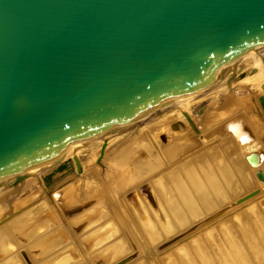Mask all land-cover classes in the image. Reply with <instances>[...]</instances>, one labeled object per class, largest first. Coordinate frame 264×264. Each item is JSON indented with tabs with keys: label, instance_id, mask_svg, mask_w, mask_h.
<instances>
[{
	"label": "water",
	"instance_id": "water-1",
	"mask_svg": "<svg viewBox=\"0 0 264 264\" xmlns=\"http://www.w3.org/2000/svg\"><path fill=\"white\" fill-rule=\"evenodd\" d=\"M263 53L264 0H0V181H19L69 143L241 79ZM246 159L256 163L253 153ZM255 176L264 181L263 171Z\"/></svg>",
	"mask_w": 264,
	"mask_h": 264
},
{
	"label": "rangeland",
	"instance_id": "rangeland-1",
	"mask_svg": "<svg viewBox=\"0 0 264 264\" xmlns=\"http://www.w3.org/2000/svg\"><path fill=\"white\" fill-rule=\"evenodd\" d=\"M249 72L244 73L242 77L249 74ZM239 80L240 79L233 78L222 85L207 88L203 92L208 94H206L204 97L202 96V98L197 100V103L195 102L189 106V116L192 118L194 117L195 119L197 118L199 120V123L203 125L204 129L202 132H204L206 128V131L203 133V135H201L202 133H200V131V135L196 137V134H194L193 130L190 128V125L187 123L184 117L183 119L181 118V120H183L184 126H186V130L184 129L180 131L181 133L175 135L174 131H172L169 127V135L167 132V134L164 135L167 142L165 143L158 136V129L160 127V124H164L165 121L166 125L164 128L165 131H168L167 125L169 121L167 119L164 121L163 119L160 120L162 116H164V113L166 111L151 113V115H148L144 119H141L142 121L139 120L138 122H134V127L132 126V128L121 131V133L118 134V137L111 140L110 142L108 141V143L105 145L103 154L98 161H96V157L98 156L99 152V142L93 143L94 147L92 145H89L78 148L80 151L78 150L76 155L81 164V172L83 173H77L75 171V167L70 154L63 157L55 164L47 167L43 171L38 172L36 177L27 174V177H24L21 181H17L16 184H8L7 186L1 188L0 193L6 189V193L8 192L5 197L3 196V199L5 201L2 200L0 194V220L2 219L0 221V227L5 226L1 227V229L6 228V226L8 227V225H10L11 223V219H14V216L21 210L28 208L29 206H33L34 204H37L39 202H42L43 204H45L44 206H46L43 209L44 211H41V216L45 215L46 217H44L43 219L46 220V218H48L51 223L53 222V225L49 223L52 225V228L47 229L32 240H30L31 236L28 234L24 243L16 244L12 242L13 235L11 233L12 236L10 235L9 238L12 237V239L8 241V244H6L7 247L4 248L6 252L1 251L0 253V264H36L37 262H39L35 257H33L34 253H32V251H30L25 245L29 244L30 242L50 230L51 231L47 233V236L59 239L60 241L65 243L64 246L74 243V241H78V236L80 234L74 231V225L68 223L70 224V226H68L67 224H64V222L67 221L66 219H69L71 215H76V211L80 210V208L83 207V202L81 201H84L82 198L84 191H82L83 189L81 187H83L84 180H88L89 186L102 185L106 189L109 195V199H112L113 202L107 203V206L104 202H102L101 204L108 207V209L106 210L109 214V218L113 216L119 220V216L117 217L119 208L122 216L124 217L126 223L130 228L132 235L134 236L136 242L142 250L140 252V249H137V247L133 246L132 251L130 246H128L125 237L121 234L120 239L124 241L127 248L132 252H130L129 255H126L128 254L127 252L126 254H124L126 255V259H123L124 257L122 259H118L120 262L119 264H164L161 260L162 257L167 254L170 255L174 250L184 247V245L194 241L197 235H200L201 231L202 233L207 229L209 231L210 228L218 227V225L226 224V222L228 223V227L226 231L223 232V234L225 233L224 239L231 252L234 254V257L238 259H236L238 264H264L263 241L260 238L259 231H256L254 229L255 227H252L250 221L251 218L246 213L248 212V209L255 207L256 205L258 206L260 203H264V190H262L259 195L244 202L243 204H238L234 207L231 206L235 204L242 196L246 195V193L260 188V184L255 178L251 168L246 163L243 155H241L232 136H225L227 134V126H224V123L230 122L229 124H231L235 121V119L239 118L240 121L242 120L245 122L246 127L249 128L251 133H253L256 141L258 140L259 143L263 144L262 146H264V114L257 102V96L263 94V90L259 87V84L264 81V78L259 82L258 85L255 83H240ZM223 85H225V87ZM220 87H224L225 89H219ZM172 108H176V106H173ZM157 118L160 119L157 120ZM176 120L178 121L180 119L174 120V126H172V128L174 127L173 129L178 130L180 126L176 128V126H178L177 122H175ZM140 126H143L142 129H138ZM217 130L220 132H218ZM224 131H226V134H224ZM117 133L118 132H116L115 134ZM144 135L148 137V140H150L152 144L153 142L155 143V154L159 155L161 157V160L162 157H164L166 160H164V164L162 162L163 165H161L162 167L160 166L161 169L154 173H149V175L145 172L147 170H139V168L143 165V161H146L148 158L147 151L144 148L136 146L139 140L144 142V140L142 139ZM150 135H153V137H151ZM133 136L140 137L138 139L135 138L134 143L136 145L132 142L131 138ZM154 136H158L157 139H155L156 137ZM219 136L224 137V139H219ZM183 142L185 144H183ZM221 143H224V145L227 146L231 151V161L232 159H234L236 164L240 166L243 174H245L246 180H248L249 182V186L244 188H241V186H239L240 190H242V192L239 193L240 196L237 195L239 197L235 196L230 200H226L220 206L207 213L205 217L197 220L196 224L193 223L190 227H187L186 229H183L178 233H171L165 239H161L155 231L156 224L153 218L154 212H151L153 214L148 213V208L150 207L145 200V195L139 191V188L141 187L140 185L142 184L143 186V184H146L151 187V180H153L156 175L158 176L162 172H164L165 168L171 169L172 164H174L173 162L175 160L178 161L177 157L182 153L181 151H183L184 153L182 154V157H186H184V161L180 160L178 164L175 165H179L180 163L185 162L186 159L187 161H189V158L192 157V155H195V153L199 152V150H212L215 149L214 147H216V149H219V145ZM156 144L158 146H156ZM173 149L176 150V157L167 158V151ZM169 169H167L166 171H168ZM179 171L182 174L184 173L183 169L181 171L179 168ZM254 184L255 186H252ZM8 189L10 191H8ZM70 194L73 195V199L71 201L69 200L70 197L68 196ZM130 194H133V196L137 198L139 203H146L147 209L146 207H144L145 209H142L143 204L141 205L140 209L137 207L135 208L131 200L128 199V196H131ZM97 202L98 201L95 200V202H91L89 205H95ZM65 204L72 209L71 211L66 212L67 214L63 213ZM115 204L118 207H115ZM19 208L21 209L13 213L12 216L4 218L9 213ZM223 210L225 211L220 213L221 215L219 214V216L214 220L205 225H201V227L199 228H195V225H197L198 223L202 222L206 218L218 214ZM242 215H244V218L242 217ZM246 215L248 216V218L245 217ZM239 216L242 217V221L237 220ZM8 219L10 220L8 221ZM43 219H36L35 221H31L30 224H26L25 227L12 229L15 231V233L18 232L19 234V232H21L20 229L24 230L25 228V230L29 233V229L34 227L36 223L42 224ZM149 220L152 221V225H154L153 229ZM205 226L208 228H205ZM120 228L123 231L127 230L124 223L121 224ZM172 240H174L173 243L171 242ZM250 242L252 243L250 244ZM254 251L256 253H254ZM258 255H260L263 262H259ZM173 257L175 256L173 255ZM243 257H246V262H240ZM83 264H87L86 261H84ZM169 264L180 263L176 258H174V261L172 260V262Z\"/></svg>",
	"mask_w": 264,
	"mask_h": 264
},
{
	"label": "bare ground",
	"instance_id": "bare-ground-1",
	"mask_svg": "<svg viewBox=\"0 0 264 264\" xmlns=\"http://www.w3.org/2000/svg\"><path fill=\"white\" fill-rule=\"evenodd\" d=\"M263 78H264V53L259 56L257 65L254 67V71L252 72L250 70L249 74L242 77L239 80V82L247 83V84L255 83L258 85ZM226 82L203 88L199 91H196L194 93L188 94L184 97L175 100L171 106V109L168 108L169 110H165L166 112L164 113V116H162L161 119L157 118V120L163 119L164 121L167 119L169 121L167 125L168 131H165L164 128L166 125L165 121L164 124H160V127L158 129L159 131L157 130L159 132L158 136L162 139V141L167 143L164 135L169 132V127L171 128L172 131H174L175 135L181 133L180 131L184 129L186 130V126H184V122L183 120H181V118L182 119L184 118L182 112L187 113V115L189 116L188 114L189 106L195 103L200 98H202V96L204 97L206 94H208V93H204L203 92L204 90H206L207 88L222 85ZM223 86L225 87V85ZM224 87H220L219 89H225ZM173 106H176V108H172ZM148 115H151V113L133 119L128 123L122 124L118 127H114L112 128V130L105 131L94 138L83 140L78 143H69L67 145V149L65 152L61 154H57L58 150H55L54 152H52L53 155L52 161H50L46 165L37 166L33 169L28 170L27 172H25L26 175L24 177H27V174L36 177L38 172H41L47 167L55 164L63 157L68 156L70 154L71 156L76 155V153L79 150L78 148H82L89 145L93 146V143H97V142L101 144L104 141L105 144H107L108 141L110 142L111 140L118 137L119 136L118 134L121 133V131L132 128L134 122L136 121L138 122L139 120L144 119ZM189 118L191 119L194 126L193 128L190 126V128L192 130L194 129L193 132L194 134H196V137L199 136L200 133H202L201 135H203V133L206 131V128L205 131L202 132L204 129H203V125L199 123V120L197 118L195 119L194 117L192 118L190 116ZM175 119H180L178 121L177 120L175 121L177 122L178 125L176 126V128L180 126L178 130L173 129L174 127L172 128V126L170 125L172 124L171 122L174 123ZM229 123L230 122L224 123V126H227V134L226 131H224L225 132L224 134H226L225 136L227 135L232 136V138L237 144V147L241 155H243L246 163L251 168L254 176L256 170L263 171L264 173V150H262L264 149V146H262L263 144H260L258 140L256 141V138L254 137L253 133H251L249 128L246 127L244 121L242 120L240 121V119L237 118L233 123L231 124ZM142 127L143 126H140L138 129H142ZM116 132L118 133L115 134ZM241 134L248 137L247 141L241 142L238 139V137ZM153 135L150 136L153 137ZM157 137L155 139H157ZM135 138L138 139L140 137L133 136L131 138L133 143ZM218 138L221 140L224 139V137L222 136H219ZM142 139L144 140V142L139 140L137 142L138 143L137 145L135 143L134 144L137 147L144 148L148 153V158L146 161H143V165L139 168V170L141 171L147 170L145 172L148 173L149 175V173H154L159 169H161L160 166L164 164L165 158L162 157L161 160V157L155 154L156 152L154 151L155 150L154 148H156L154 147L155 143L153 142L152 144V142L148 140L147 136L144 135ZM183 144L185 143L183 142ZM156 146L158 145L156 144ZM214 148L215 149L212 150L209 149L208 150L204 149V151L199 150V152L195 153V155H192V157L189 158L190 159L189 161H187L186 159L185 162L180 163L179 165H175L178 164L180 160L184 161L183 159L184 157H186V156L182 157V154L184 153L183 151H181L182 153L179 154V156L177 157L178 161L175 160L176 162L175 161L173 162L174 164H172V168L170 167L171 169L165 168L164 172H162L158 176L156 175L155 178L151 180V184H152L151 187L146 184H143V186L142 184L140 185L141 187L139 188V191L145 195L146 202L148 203L149 207L153 209L152 210L148 208V213L154 212V214L153 213L151 214H153V218L156 224L155 231L157 232V234L161 239H165L171 233L174 232L178 233L179 231L186 229L187 227H190L193 223L196 224L197 220L205 217L207 213L211 212L213 209L220 206L226 200H230L235 196L239 197L240 196L239 193L242 192L239 186H241V188L249 186L248 184L249 182L248 180H246L245 174H243L240 166L236 164L234 159H232L231 161L232 157H230L231 151L229 150V148L225 146L224 143H221L219 145V149H216V147ZM175 153L176 150L173 149L167 151L166 156L167 158L168 157L173 158L176 157ZM251 153L255 155L256 163H250L246 159V156ZM191 159L193 162L191 161ZM179 168L181 171L183 169L184 171L183 174L179 171ZM167 169L169 170L166 171ZM255 178L257 179L256 176ZM22 179H20L19 181H21ZM13 181L14 179L12 178H7L5 180L0 181V189L7 186L8 184L14 185L17 183V182L14 183ZM257 181L260 184V188L253 190L255 191L254 194H251L250 196L237 201L235 204L231 206L234 207L237 206L238 204H243L244 202L259 195L262 192V190H264V181H261L259 179H257ZM252 186H255V184ZM81 188L83 189L82 191H84L82 196L84 201H81L83 202L82 205L83 207L80 208V210L76 211L77 212L76 215H71L69 219H66L67 220L65 221L66 223L64 222V224H67L68 226H70V224L74 225V231L80 234L78 236L79 240L64 246L65 243L60 241L59 239L53 238L51 236H47V233L50 232L51 230L44 233L43 235L36 238L29 244L25 245L30 251H32V253H34L33 257H35L37 261H39L36 264H83L84 261H86L87 264H95V263L119 264L120 262L118 259H122L123 257H124L123 259H126V255H129L130 252L133 251V246L137 247V249H140L138 243L136 242L134 236L130 231L128 224L126 223L124 217L122 216L119 208L117 213V217L119 216V220L113 216L109 218V214L107 213L106 210L108 209V207L106 206L107 203L113 201L112 199H109L108 197L109 195L106 189L102 185L89 186L88 180L83 181V187ZM6 191L7 189L0 193L2 200H4L3 198L8 193V192L6 193ZM8 191L10 190L8 189ZM68 196L70 197L69 200L71 201L73 199V195L70 194ZM128 199L131 200L135 208L137 207L140 209L141 205L143 204L142 209H145L144 207H146L147 209L146 203L145 204L144 203L141 204V202L139 203L137 198L134 197L133 194L131 196H128ZM95 200L98 201L95 205L94 204L89 205L91 202H95ZM102 202H104L106 206H103L101 204ZM44 205L45 204H43L42 202H39L37 204H34L33 206H29L28 208H25L21 210L19 213H17L14 216V219L13 218L11 219V223L10 225H8V227L6 226V228H2V229L1 227H5V226L0 227L1 229L0 253L1 251L3 252L5 251L4 248L7 247L6 244H8V241L12 239V237L9 238L11 233L13 235L12 242L18 244V243H24L28 234L31 236L30 240H32L42 232L46 231L49 228H52L53 222L51 223L48 220V218H46V220L43 219L44 217H46L45 215L44 216L42 215L43 217L41 216L42 213L41 211H44L43 209L46 207ZM115 207L118 206L115 204ZM64 208L65 209H63V213L65 214H67L66 212L72 210L66 204L64 205ZM224 211L225 210L209 218L206 219L204 218L205 220H203L200 223L197 222L198 224L195 225V228H199L201 227V225H205L209 223ZM247 211L248 212L246 213L251 218L250 221L252 227H255L254 229L256 231H259L260 238L262 239L264 244V203H260L258 206L256 205L255 207H252ZM248 216L246 215L245 217L248 218ZM242 217L244 218V215H242ZM242 217L239 216L237 220L242 221ZM40 218L43 219V223L42 222H41L42 224L36 223L34 227L29 229L30 230L29 233L25 230V228L24 230L20 229L21 232H19V234L18 232L15 233V231L12 229L18 227H25V225L30 224L31 221L33 220L35 221L36 219L39 220ZM9 220L10 219H8V221ZM150 222H151V227L153 229L154 225H152V221ZM49 223H51L52 225ZM123 223L127 228L126 231L125 230L123 231L121 229L122 227L120 228L121 224ZM227 227H228V223L226 222V224H220L218 225V227L210 228L209 231L208 229L203 231V233L201 231L200 235L199 236L197 235L194 241L184 245V247L174 250L172 254L169 253L170 255L167 254L164 257H162L161 259L162 263L169 264L172 262V260L174 261V258H176L180 264H238L237 262L238 259L234 257V254L231 252L230 248L228 247L224 239L225 233L223 234V232L226 231ZM205 228L208 227L205 226ZM121 234L125 237L127 244L128 246H130L132 251L129 250L126 244L124 243V241L120 239ZM173 241L174 240H172L171 242L173 243ZM251 243L252 242H250V244ZM141 251L142 250L140 249V252ZM126 252L128 254H126ZM254 253L256 252L254 251ZM173 255L175 257H173ZM246 260H247L246 257H243V259L239 261L246 262ZM258 260L259 262H263L260 255H258Z\"/></svg>",
	"mask_w": 264,
	"mask_h": 264
}]
</instances>
